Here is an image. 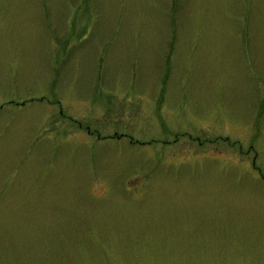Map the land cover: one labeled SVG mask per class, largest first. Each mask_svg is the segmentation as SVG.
Listing matches in <instances>:
<instances>
[{"label": "rangeland", "instance_id": "rangeland-1", "mask_svg": "<svg viewBox=\"0 0 264 264\" xmlns=\"http://www.w3.org/2000/svg\"><path fill=\"white\" fill-rule=\"evenodd\" d=\"M0 264H264V0H0Z\"/></svg>", "mask_w": 264, "mask_h": 264}]
</instances>
